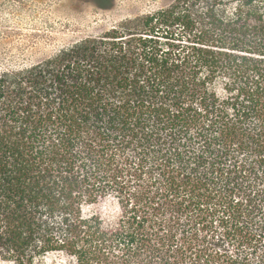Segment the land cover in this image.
Here are the masks:
<instances>
[{
	"label": "trees",
	"instance_id": "obj_1",
	"mask_svg": "<svg viewBox=\"0 0 264 264\" xmlns=\"http://www.w3.org/2000/svg\"><path fill=\"white\" fill-rule=\"evenodd\" d=\"M0 259L264 264V0H174L1 73Z\"/></svg>",
	"mask_w": 264,
	"mask_h": 264
},
{
	"label": "rangeland",
	"instance_id": "obj_2",
	"mask_svg": "<svg viewBox=\"0 0 264 264\" xmlns=\"http://www.w3.org/2000/svg\"><path fill=\"white\" fill-rule=\"evenodd\" d=\"M173 1L0 0V74L38 64L62 48L101 35L125 19L168 7ZM86 210L107 220L121 214L113 197ZM227 248L233 250V245ZM0 264L10 263L0 259Z\"/></svg>",
	"mask_w": 264,
	"mask_h": 264
}]
</instances>
